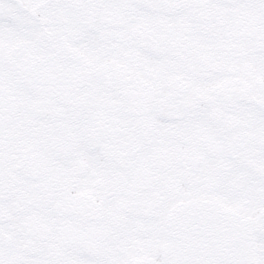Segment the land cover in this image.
Segmentation results:
<instances>
[{
    "label": "snow or ice",
    "instance_id": "1",
    "mask_svg": "<svg viewBox=\"0 0 264 264\" xmlns=\"http://www.w3.org/2000/svg\"><path fill=\"white\" fill-rule=\"evenodd\" d=\"M0 264H264V0H0Z\"/></svg>",
    "mask_w": 264,
    "mask_h": 264
}]
</instances>
